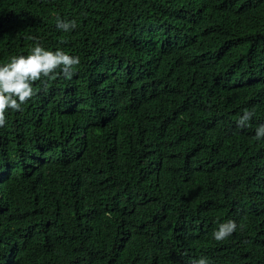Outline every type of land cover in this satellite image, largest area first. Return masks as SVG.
Returning a JSON list of instances; mask_svg holds the SVG:
<instances>
[{
	"label": "trees",
	"instance_id": "1",
	"mask_svg": "<svg viewBox=\"0 0 264 264\" xmlns=\"http://www.w3.org/2000/svg\"><path fill=\"white\" fill-rule=\"evenodd\" d=\"M29 37L80 64L0 127V264H264V0H0Z\"/></svg>",
	"mask_w": 264,
	"mask_h": 264
},
{
	"label": "clouds",
	"instance_id": "2",
	"mask_svg": "<svg viewBox=\"0 0 264 264\" xmlns=\"http://www.w3.org/2000/svg\"><path fill=\"white\" fill-rule=\"evenodd\" d=\"M56 25L64 32H71L77 27V21L57 17ZM29 39L34 40L35 44L27 55H13L8 62L0 64V127L7 124L9 110L22 111V106L36 95V82L52 79L60 73L71 79L75 67L80 64L79 56L70 55L65 52L66 49L53 51L47 49L36 37ZM254 114V111L245 110L237 121L238 126L248 128V122ZM255 139H264V125L257 127ZM231 219L221 223L216 231L214 228L212 237L216 241L227 239L237 230L239 221L234 217ZM193 264H209V260L201 256Z\"/></svg>",
	"mask_w": 264,
	"mask_h": 264
}]
</instances>
